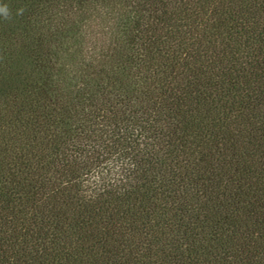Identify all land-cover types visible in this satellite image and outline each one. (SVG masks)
I'll use <instances>...</instances> for the list:
<instances>
[{
	"label": "trees",
	"instance_id": "obj_1",
	"mask_svg": "<svg viewBox=\"0 0 264 264\" xmlns=\"http://www.w3.org/2000/svg\"><path fill=\"white\" fill-rule=\"evenodd\" d=\"M0 3V264H264V0Z\"/></svg>",
	"mask_w": 264,
	"mask_h": 264
},
{
	"label": "clouds",
	"instance_id": "obj_2",
	"mask_svg": "<svg viewBox=\"0 0 264 264\" xmlns=\"http://www.w3.org/2000/svg\"><path fill=\"white\" fill-rule=\"evenodd\" d=\"M25 11V8L22 6L16 10V15H23ZM11 10L9 6L6 3H0V17H3L4 19H10L11 18Z\"/></svg>",
	"mask_w": 264,
	"mask_h": 264
}]
</instances>
